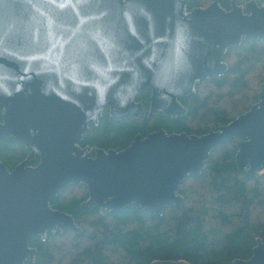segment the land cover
<instances>
[{"label": "water", "instance_id": "1", "mask_svg": "<svg viewBox=\"0 0 264 264\" xmlns=\"http://www.w3.org/2000/svg\"><path fill=\"white\" fill-rule=\"evenodd\" d=\"M190 1L0 0V143L30 149L13 171L0 160V264L33 262L35 237L82 233L51 205L69 186L84 185L83 206L105 217L127 206L163 214L183 204V182L232 141L240 180L264 175V83L247 112L206 134L160 129L123 150L80 145L106 109L110 120L140 118L145 91L148 117L186 116L182 101L195 87L228 72L229 49L264 43V0L188 11ZM233 264H264V237Z\"/></svg>", "mask_w": 264, "mask_h": 264}, {"label": "trees", "instance_id": "2", "mask_svg": "<svg viewBox=\"0 0 264 264\" xmlns=\"http://www.w3.org/2000/svg\"><path fill=\"white\" fill-rule=\"evenodd\" d=\"M212 1L191 0L187 9L204 8ZM219 1L223 8H231V0ZM225 60L229 64L225 75L203 81L182 101L188 109L186 116L170 118L160 113L148 117L151 94L145 91L140 96L145 107L140 118L110 120L106 109L80 145L123 150L139 134L145 137L165 129L168 133L203 135L229 124L258 100L250 81L254 86L264 83V44L243 42L229 49ZM204 83L217 91L227 89L228 95L236 93L229 99L230 107L210 104L209 95L201 94ZM235 143L218 146L201 175L188 178L181 185L183 204L171 206L163 214L127 206L105 217L99 207L83 206L88 199L84 185L68 187L51 199V205L71 214L82 233L62 234L56 230L45 239L33 238L35 260L26 264H152L169 260L233 264L237 259H249L258 239L264 237V175L246 182L240 180ZM26 156L27 150L13 138L0 144V160L6 166L14 167ZM36 163L35 160L33 164ZM190 183L198 189L191 192ZM75 190L83 194L78 195Z\"/></svg>", "mask_w": 264, "mask_h": 264}, {"label": "rangeland", "instance_id": "3", "mask_svg": "<svg viewBox=\"0 0 264 264\" xmlns=\"http://www.w3.org/2000/svg\"><path fill=\"white\" fill-rule=\"evenodd\" d=\"M252 76H255V75H252ZM202 82H200L199 84H201ZM206 85H207V83H204L202 85V87H201L202 88V93L201 94H202V96H208L209 95L210 104H212L213 106H219L221 104L222 107H227V106L230 107L231 101H229V99H230V97L234 96L236 93L228 95V90L227 89H224L223 91H217L215 87H206ZM250 87H251L252 91H254V89H255L257 91V93H258V96H259V93L261 91V84L259 86H254V83L250 81ZM195 91H196V87H195ZM189 187L191 189V192L198 189L197 186L192 185L191 183L189 184ZM74 192H78L77 193L78 195H82L83 194L82 192H79V191H76V190ZM87 192H88V189H87ZM191 194L193 195V193H191Z\"/></svg>", "mask_w": 264, "mask_h": 264}, {"label": "flooded vegetation", "instance_id": "4", "mask_svg": "<svg viewBox=\"0 0 264 264\" xmlns=\"http://www.w3.org/2000/svg\"><path fill=\"white\" fill-rule=\"evenodd\" d=\"M249 1V0H248ZM247 2V1H246ZM258 2V1H257ZM259 3V2H258ZM263 2H262V0H261V3H259L260 5L262 4ZM0 121H2V116H1V114H0ZM2 142H4V141H2ZM1 142V143H2ZM0 143V144H1ZM26 150H27V156H26V158H24L22 161H20L18 164H16L14 167H9V166H7L8 168H9V170L10 171H13L14 170V168L17 166V165H19L20 163H22L24 160H26L27 158H28V155H29V153H30V149H27L26 147H24ZM37 161V163L36 164H33V162L34 161ZM40 163V159L39 158H35V159H32V160H29L28 161V163H27V165H29V166H37L38 164ZM70 187V186H69ZM64 192V191H63Z\"/></svg>", "mask_w": 264, "mask_h": 264}]
</instances>
